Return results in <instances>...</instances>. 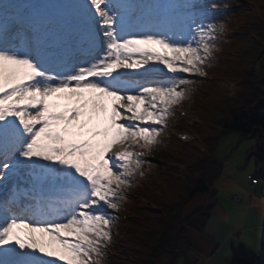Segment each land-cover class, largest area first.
Instances as JSON below:
<instances>
[{
	"label": "snow or ice",
	"instance_id": "obj_1",
	"mask_svg": "<svg viewBox=\"0 0 264 264\" xmlns=\"http://www.w3.org/2000/svg\"><path fill=\"white\" fill-rule=\"evenodd\" d=\"M69 7L79 23L71 60L40 39L32 10L0 4V181L12 182L0 184V264H102L113 220L100 210L119 211L124 190L145 175L142 154L123 145L154 151L160 129L151 125L167 126L195 83L148 77L207 76L224 31L205 23L199 0ZM130 69L143 72L122 71Z\"/></svg>",
	"mask_w": 264,
	"mask_h": 264
},
{
	"label": "trees",
	"instance_id": "obj_2",
	"mask_svg": "<svg viewBox=\"0 0 264 264\" xmlns=\"http://www.w3.org/2000/svg\"><path fill=\"white\" fill-rule=\"evenodd\" d=\"M199 2L208 7L206 23L232 22L236 27L217 41L207 76H184L195 81L188 98L196 112L187 125L192 138L164 148L169 163L156 177L158 183L135 177L121 203V238L105 249L102 264H156L162 256L165 264H175L191 248L188 232L203 234L216 205L211 188L222 164L215 149L233 131L255 139L248 154L258 163L254 176L264 188V0ZM213 3L219 7L212 9ZM221 81L229 82L231 91ZM196 195H206L209 204L184 214ZM230 255L231 264H264V253L231 248Z\"/></svg>",
	"mask_w": 264,
	"mask_h": 264
},
{
	"label": "rangeland",
	"instance_id": "obj_3",
	"mask_svg": "<svg viewBox=\"0 0 264 264\" xmlns=\"http://www.w3.org/2000/svg\"><path fill=\"white\" fill-rule=\"evenodd\" d=\"M3 0H0L2 4ZM22 8L30 9L34 12V26L37 25V35L41 40H49L52 35L62 34L64 46L71 47L76 43L75 32L79 30V23L75 12L69 7L71 0H17ZM135 2V0H134ZM147 5L149 0H143ZM149 17V18H148ZM151 17L149 7H145L143 20L148 21ZM139 20V21H138ZM134 24L139 23V18H134ZM206 23V22H205ZM217 23V22H216ZM224 25V31L219 35L218 41L222 40L235 29L236 25L232 22H218ZM65 30L68 32L66 33ZM66 35V36H65ZM157 51L163 53L166 51L159 45H152ZM217 49V48H216ZM215 49V50H216ZM67 52V51H66ZM76 55V49H69L66 54H59L66 59L71 60ZM147 67V66H146ZM157 67H162L157 65ZM129 73L143 72L140 70H122ZM194 74L187 73H168L166 70L163 75L157 74L148 77L149 79L176 77H191ZM199 76V75H196ZM141 75H131L126 79L142 80ZM220 86L226 90L232 89L229 82L221 81ZM107 103L110 105L111 100ZM196 112L189 99L184 100L180 105L174 106L172 114L168 117L167 126L152 124V127L160 129L159 144L155 150L148 152L136 143L131 147L135 152L141 153V158L145 161L143 170L147 181L159 182L156 178L168 164L165 157L164 148L170 142L178 144L192 138V132L187 125L195 120ZM127 123H140L128 121ZM141 126H148L141 123ZM142 144V141H141ZM255 145V139L252 137H242L239 131H233L223 136L215 149L214 157L222 164V172L219 178L213 182L212 190L215 193L216 205L213 214L208 219L203 234L193 231L188 232V238L191 248L184 255L176 258L175 264H231L230 250L238 248L247 254L264 253V188L261 180L256 178V182H251L249 176H254L258 167L254 156L249 155ZM130 147V149H131ZM43 163V161H41ZM158 179V182H157ZM136 179L133 178L132 186ZM0 184L7 185L10 189L12 182L0 181ZM125 194L127 189L124 190ZM2 195V193H0ZM236 195L237 201H231V196ZM209 199L206 195H196L193 200L184 208V214L200 206H207ZM104 214L113 220L112 243L120 240L121 219L124 211L120 207L119 211L103 208ZM166 256H162L156 264H165Z\"/></svg>",
	"mask_w": 264,
	"mask_h": 264
},
{
	"label": "bare ground",
	"instance_id": "obj_4",
	"mask_svg": "<svg viewBox=\"0 0 264 264\" xmlns=\"http://www.w3.org/2000/svg\"><path fill=\"white\" fill-rule=\"evenodd\" d=\"M4 2V0L2 1V3ZM35 28L37 29V26H35ZM65 32L67 33L68 31L67 30H65ZM77 33H78V31H76L75 32V35H74V38L76 39L77 38ZM61 36H59V35H52V36H50V39L49 40H46L45 41V43L47 44V45H50L51 47H50V51L51 52H53V53H55V54H63V53H65L66 51H68V49H71V48H75L76 47V45L75 44H73V45H71V47H67L68 49H66L64 46H66V45H64V41H62L61 40V38H63V36H62V34H60ZM66 36V35H65ZM44 41V40H43ZM62 45H64V46H62ZM127 78V77H126ZM112 102V101H111ZM134 141H132V140H129V141H127L126 143H125V145H123V147H127L129 150H131V151H136V149L134 148V147H131V145L133 144L134 145ZM118 147H120V146H118ZM130 147H131V149H130ZM113 150H116V149H113ZM108 155H111V153H109Z\"/></svg>",
	"mask_w": 264,
	"mask_h": 264
},
{
	"label": "built area",
	"instance_id": "obj_5",
	"mask_svg": "<svg viewBox=\"0 0 264 264\" xmlns=\"http://www.w3.org/2000/svg\"><path fill=\"white\" fill-rule=\"evenodd\" d=\"M249 178H250L251 182H255V179L253 177H249ZM231 199L232 200H236L237 197L234 195V196L231 197Z\"/></svg>",
	"mask_w": 264,
	"mask_h": 264
}]
</instances>
